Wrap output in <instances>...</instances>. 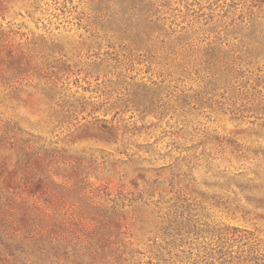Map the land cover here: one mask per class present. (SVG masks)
Here are the masks:
<instances>
[{
  "label": "rangeland",
  "instance_id": "1",
  "mask_svg": "<svg viewBox=\"0 0 264 264\" xmlns=\"http://www.w3.org/2000/svg\"><path fill=\"white\" fill-rule=\"evenodd\" d=\"M0 264H264V0H0Z\"/></svg>",
  "mask_w": 264,
  "mask_h": 264
}]
</instances>
